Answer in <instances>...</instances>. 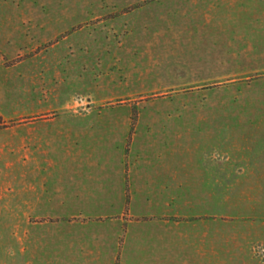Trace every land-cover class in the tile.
<instances>
[{"label":"rangeland","instance_id":"1","mask_svg":"<svg viewBox=\"0 0 264 264\" xmlns=\"http://www.w3.org/2000/svg\"><path fill=\"white\" fill-rule=\"evenodd\" d=\"M0 39V264H44L28 263L31 256L16 251L21 246L115 248L122 263L165 258V239L149 218L154 210L139 215L129 181L123 194L111 184L117 161L100 157L97 167L63 176L74 163L63 158L65 150L144 154L137 168L156 176L159 154L176 153L188 163L198 153L192 162L209 165L210 156L222 157L225 132L244 131L231 126L238 121L263 122L264 142V0H0ZM244 129L246 135L252 128ZM69 130L86 136L74 141ZM31 134L46 138L16 141ZM38 146L49 151L43 163L56 174H16V158ZM130 166L126 159L124 170ZM192 167L176 188L177 203L182 214L199 217L185 229L192 236L175 245L210 264V230L223 224L210 216L238 214L244 183L213 184L210 175L198 183ZM254 179L239 202L255 218V227L247 223L254 231L245 240L249 264H264V175ZM71 187L89 199L85 206L62 204ZM41 191L53 198L31 200ZM203 192L208 205L198 204ZM105 194L115 201L96 205ZM65 257L83 264L81 254Z\"/></svg>","mask_w":264,"mask_h":264},{"label":"crops","instance_id":"2","mask_svg":"<svg viewBox=\"0 0 264 264\" xmlns=\"http://www.w3.org/2000/svg\"><path fill=\"white\" fill-rule=\"evenodd\" d=\"M4 41L0 39V72L3 70L2 59L4 57ZM48 120H39L41 123H48ZM263 123V122H262ZM262 123L259 122H243L238 121V124L231 125L232 127H242L243 132L241 135L232 136L228 134V131L225 132L224 138V150L223 156L216 159V156H210V165L200 162H192L194 158L199 155L198 153L192 154L190 157L185 159L191 160V162H184L181 157L176 153H164L159 154L161 160V171L160 174L156 176L148 175L147 172L142 173L140 168H137V162L143 156H137L132 158V154L115 152H86L83 148H80L76 151L65 150L63 152V158L72 160L73 165L70 164L69 170H64L63 176H70L75 174H82V169L84 166H89L92 168L100 165L97 159L100 157L114 158L117 162L113 164L114 174H112L111 184L114 186V190L120 191L124 190L123 183L129 181L132 191L138 193L132 197V207L135 208L136 212L139 215H143L144 210H154L153 213L149 215L151 220L155 219L156 228L159 229L158 236L160 239H165L163 243L165 250V258L159 259L157 264H209V263H199L193 261L192 254L188 251H184V248L178 247L176 244V239L186 238L189 239L192 235L190 231H185L192 224V219L196 220L199 215L194 214H182L180 208L182 204L177 203V200H180L178 194L176 193V188H181L186 179H183V172L189 170L188 167L193 165L192 169L193 174L201 176L200 180H195L196 182H213V184L225 183L230 181L232 185L243 186L242 189L237 190V200L238 202L234 205L239 209L238 214L225 213L224 210L220 214H215L210 216V220L215 222H222L216 227L215 230H210V264H249L247 258L248 249L245 247V240L248 237L254 236L253 230H247L249 227H255L254 213L253 208L249 210V207H246V203L239 202L241 199H247L244 195L246 194L247 184L254 183V176L264 175V142L258 137L259 129L261 128ZM245 127L252 128L251 131H248L245 135L247 129ZM240 131V130H239ZM67 137L70 139L72 137H78L74 141H79L84 139L86 134L82 132L71 131L66 132ZM71 133H77L75 136ZM83 136V137H82ZM46 138L44 135L40 134H31L30 136H16V141L26 142L27 139L31 143H42ZM72 141V140H71ZM48 142V141H47ZM30 150L31 155L26 153V159L23 157V153L20 157L16 158L15 162V173L24 174V175H43L44 172L47 174L53 175L56 174L55 171L47 168L48 166L44 165V160H46L49 154L48 150ZM183 155V154H179ZM42 156H44L42 158ZM129 160L131 166L124 170L123 165L125 160ZM214 159V160H213ZM54 160L51 158L48 160V163L51 164ZM51 162V163H50ZM105 168V165L101 169ZM49 169V170H48ZM47 170V171H46ZM207 174L208 177L205 175ZM127 176V178H126ZM205 176V177H204ZM245 176V177H244ZM250 178L248 179V177ZM110 176L107 174L104 177L101 176L100 186L105 184L102 181H105ZM99 178V177H97ZM127 179V180H126ZM188 182V181H187ZM242 182L244 183L242 185ZM72 184V183H71ZM194 184V183H193ZM65 190H68L65 188ZM23 190H21L22 193ZM31 191H34L33 188ZM37 193V192H35ZM44 193L35 195L31 194V200L35 199H45L51 200L50 194H47L46 198L43 197ZM206 193H202V198L198 200V204L208 205V201L203 200V197ZM21 194V200H24ZM103 195V194H102ZM106 196L96 197V205H108L107 201H115L112 195L105 194ZM253 195V194H252ZM82 192H79L78 188L71 187L68 192H65L62 200L63 205L65 206H85L86 201H89L88 198H83ZM110 197V199H109ZM248 199H254V196H248ZM223 198H225L223 196ZM227 198V197H226ZM225 198V199H226ZM229 198V196H228ZM26 200V199H25ZM71 201H75L71 203ZM190 201H187L189 203ZM206 202V203H205ZM113 204V203H111ZM34 206V204H33ZM192 206V205H188ZM156 207L161 208L160 212L156 211ZM132 209V208H131ZM227 214V215H226ZM131 215L133 216V211L131 210ZM252 216V217H251ZM145 217V216H144ZM229 217V218H228ZM193 219V220H194ZM202 216V220H203ZM139 221V220H138ZM136 221V222H138ZM131 219L129 224L132 223ZM228 223V224H227ZM147 229L145 227L142 230ZM175 239V241H170ZM169 240V241H166ZM134 251L135 249H128ZM16 251H19L21 256H31L27 259V262L39 261L44 264H69V262L77 261V258H67L66 255L75 256L76 254H81L83 257L79 258V261L83 264H151V262H140V263H122L123 261L119 260V249L115 248H101V247H84V248H71V247H40V246H21ZM15 251V252H16ZM126 251V250H124ZM17 253V252H16ZM162 255V253H160ZM39 256V257H38ZM54 256V257H49ZM16 262L18 258H15ZM82 264V263H81Z\"/></svg>","mask_w":264,"mask_h":264}]
</instances>
